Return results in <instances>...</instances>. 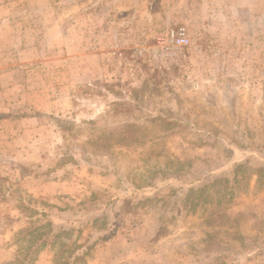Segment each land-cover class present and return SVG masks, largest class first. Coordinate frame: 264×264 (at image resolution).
Returning <instances> with one entry per match:
<instances>
[{"label": "rangeland", "instance_id": "1", "mask_svg": "<svg viewBox=\"0 0 264 264\" xmlns=\"http://www.w3.org/2000/svg\"><path fill=\"white\" fill-rule=\"evenodd\" d=\"M0 264H264V0H0Z\"/></svg>", "mask_w": 264, "mask_h": 264}]
</instances>
